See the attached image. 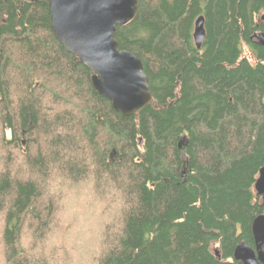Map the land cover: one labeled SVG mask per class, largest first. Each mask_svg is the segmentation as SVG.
Here are the masks:
<instances>
[{
    "label": "trees",
    "instance_id": "16d2710c",
    "mask_svg": "<svg viewBox=\"0 0 264 264\" xmlns=\"http://www.w3.org/2000/svg\"><path fill=\"white\" fill-rule=\"evenodd\" d=\"M137 1L114 38L152 101L123 117L54 38L48 0H0V264H242L235 249L255 250L264 0Z\"/></svg>",
    "mask_w": 264,
    "mask_h": 264
},
{
    "label": "water",
    "instance_id": "95a60500",
    "mask_svg": "<svg viewBox=\"0 0 264 264\" xmlns=\"http://www.w3.org/2000/svg\"><path fill=\"white\" fill-rule=\"evenodd\" d=\"M137 10V0H48L54 38L91 72L93 89L123 117L138 114L152 101L141 61L130 52L119 50L114 38L118 27H125L135 19ZM203 25L204 19L199 17L193 33L197 49L205 38ZM255 38L264 46L263 34ZM254 189L256 196L264 200V166ZM252 235L255 250L243 243L235 249L234 260L264 264L263 216L253 221Z\"/></svg>",
    "mask_w": 264,
    "mask_h": 264
}]
</instances>
